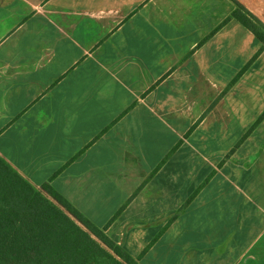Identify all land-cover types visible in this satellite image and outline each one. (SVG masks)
<instances>
[{"label": "crops", "instance_id": "obj_1", "mask_svg": "<svg viewBox=\"0 0 264 264\" xmlns=\"http://www.w3.org/2000/svg\"><path fill=\"white\" fill-rule=\"evenodd\" d=\"M234 1L264 23V0H0V157L137 264H264V46Z\"/></svg>", "mask_w": 264, "mask_h": 264}, {"label": "trees", "instance_id": "obj_2", "mask_svg": "<svg viewBox=\"0 0 264 264\" xmlns=\"http://www.w3.org/2000/svg\"><path fill=\"white\" fill-rule=\"evenodd\" d=\"M234 4L232 17L264 46V23ZM108 225L97 227L47 183L34 188L0 157V264H137L104 232Z\"/></svg>", "mask_w": 264, "mask_h": 264}, {"label": "rangeland", "instance_id": "obj_3", "mask_svg": "<svg viewBox=\"0 0 264 264\" xmlns=\"http://www.w3.org/2000/svg\"><path fill=\"white\" fill-rule=\"evenodd\" d=\"M39 189V188H38ZM43 193L45 194V196H47L48 198H49V196L45 193V191H43ZM70 203V202H69ZM71 204V203H70ZM87 218V217H86ZM93 237V236H92ZM152 237V236H151ZM93 238H95V237H93ZM96 239V238H95ZM98 240V239H97ZM122 241H124V239L122 238ZM152 242V239H150V241H149V243H151ZM152 244L153 243H151V245H149V247L146 245L145 247H146V249H148V248H150L151 246H152ZM109 251H110V253H112L113 255H114V253H113V251L112 250H110V249H108ZM115 257H116V259H118L119 261H122L123 263H124V261L123 260H121L119 257H117L116 255H114Z\"/></svg>", "mask_w": 264, "mask_h": 264}]
</instances>
